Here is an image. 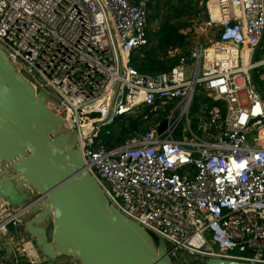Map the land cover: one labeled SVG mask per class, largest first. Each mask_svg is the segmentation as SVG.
<instances>
[{
    "label": "built area",
    "instance_id": "1",
    "mask_svg": "<svg viewBox=\"0 0 264 264\" xmlns=\"http://www.w3.org/2000/svg\"><path fill=\"white\" fill-rule=\"evenodd\" d=\"M154 1L0 0V48L54 97L111 204L163 238L172 261L264 264V0H208L213 40L151 74L133 57ZM127 116L145 128L108 146L104 129ZM24 212L0 194V235L24 264H45L32 238L10 235Z\"/></svg>",
    "mask_w": 264,
    "mask_h": 264
},
{
    "label": "water",
    "instance_id": "2",
    "mask_svg": "<svg viewBox=\"0 0 264 264\" xmlns=\"http://www.w3.org/2000/svg\"><path fill=\"white\" fill-rule=\"evenodd\" d=\"M252 77L259 90L255 69ZM47 99L54 97L38 91L0 48V194L25 211L24 230L42 257L48 264H177L163 238L111 204L85 167L76 131L63 129Z\"/></svg>",
    "mask_w": 264,
    "mask_h": 264
},
{
    "label": "trees",
    "instance_id": "3",
    "mask_svg": "<svg viewBox=\"0 0 264 264\" xmlns=\"http://www.w3.org/2000/svg\"><path fill=\"white\" fill-rule=\"evenodd\" d=\"M208 0H155L150 4V12L155 8L156 13L149 16V22L163 10L159 26L156 30L148 28V44L139 49L133 57V64L139 71L144 73H157L168 71L175 66L182 54H179L171 62L164 58L168 50L174 47L186 46L189 44V36L183 33V29L189 27L191 20L204 14L205 20L208 19L207 3ZM188 51V50H187ZM183 52V54L187 53ZM259 74V73H258ZM145 128L143 121L138 117L127 116L117 118L113 123L106 126L102 135L112 147L123 143L136 131ZM158 240V239H156ZM195 263H198L196 261Z\"/></svg>",
    "mask_w": 264,
    "mask_h": 264
},
{
    "label": "rangeland",
    "instance_id": "4",
    "mask_svg": "<svg viewBox=\"0 0 264 264\" xmlns=\"http://www.w3.org/2000/svg\"><path fill=\"white\" fill-rule=\"evenodd\" d=\"M165 0H162V2L164 3ZM151 14H158L156 13L155 8L151 9L150 15ZM164 15V11L162 10L159 15H156V17L154 19H151L150 21V28L153 30H156L159 26L160 20L162 18V16ZM204 16V14L199 15L195 18H193L191 20V23L189 25V27L184 28L183 29V33L187 34L189 36V44L182 47H174L171 48L170 50H168L166 57L164 58L166 61L171 62L175 57H177L179 54H183V52L187 51L190 49V47L195 43V42H202V43H209L211 42V40H213L214 38V34L215 31L213 28L206 26V20L201 17ZM263 49H264V43H263ZM260 51V55L264 52V50ZM172 59V60H171ZM261 89H262V93L264 94V83L261 84ZM207 101V97L202 94L199 93L194 101L195 105L197 104V102H204ZM168 111V110H167ZM165 116V113L162 115ZM183 123L178 126V128L176 129V135L178 136L180 134V132L183 129ZM11 230H15V228L13 226L10 227ZM21 230H23V228H21ZM28 237V236H27Z\"/></svg>",
    "mask_w": 264,
    "mask_h": 264
},
{
    "label": "crops",
    "instance_id": "5",
    "mask_svg": "<svg viewBox=\"0 0 264 264\" xmlns=\"http://www.w3.org/2000/svg\"><path fill=\"white\" fill-rule=\"evenodd\" d=\"M21 228H23V230H21ZM9 232L10 235H14L17 238L24 237L26 239H31V237L26 234L23 225L15 228V230L9 229ZM10 238L9 236L3 237L0 235V264H17V262H19V264H24L23 262L26 261L25 258L17 256L16 252L13 251V248L9 244ZM45 264H48L47 261Z\"/></svg>",
    "mask_w": 264,
    "mask_h": 264
}]
</instances>
